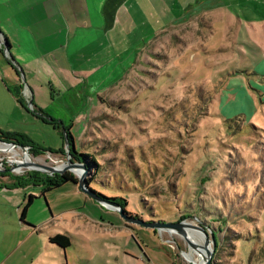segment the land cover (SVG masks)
<instances>
[{
    "label": "rangeland",
    "instance_id": "1",
    "mask_svg": "<svg viewBox=\"0 0 264 264\" xmlns=\"http://www.w3.org/2000/svg\"><path fill=\"white\" fill-rule=\"evenodd\" d=\"M226 5L208 12L198 26L200 35L188 26L172 38L170 33L156 38L140 54L128 79L96 103L98 108L104 103L96 116L77 120L73 127L65 122L76 153L94 156L102 166L97 176L91 166L88 180L100 175L113 183L93 182L91 188L124 198L128 206L104 207L80 191L74 196L68 193L72 184L45 198L40 196L42 188L17 189L11 192L20 194L17 226L6 223L5 215L13 218L14 211H7L9 206L0 200L2 264H204L200 252L206 254L207 240L212 250L215 242V251L221 240L211 264H246L251 249L262 255L264 0H231ZM0 58L7 64L1 53ZM235 84L242 87L234 89ZM93 109L87 107L88 116ZM28 129L30 140L45 151L31 154L37 163L68 162L64 132L43 123ZM63 150L65 155H54ZM17 153L0 154V173L8 170L19 177L33 172H10L8 161L22 159V151ZM12 185L13 180L1 179L0 187ZM31 190L39 198L25 221L38 233L21 225ZM54 215L64 225L44 230ZM152 222L188 225L185 230L197 251L178 232L144 226ZM66 231L72 239L63 256L48 238ZM193 251L198 255L189 259Z\"/></svg>",
    "mask_w": 264,
    "mask_h": 264
},
{
    "label": "crops",
    "instance_id": "2",
    "mask_svg": "<svg viewBox=\"0 0 264 264\" xmlns=\"http://www.w3.org/2000/svg\"><path fill=\"white\" fill-rule=\"evenodd\" d=\"M229 3L231 0H0V53L7 61L0 62V131L30 139L29 126L52 125L55 120L73 127L77 120L93 118L104 104L98 108L96 103L103 101L110 88L128 79L152 41L167 33L172 38L188 26L200 35L198 26L208 12ZM23 83L36 114L20 102ZM238 87L242 86L235 84L234 89ZM222 95L220 99H224ZM89 105H94L90 116ZM17 189L0 187V200L9 206L7 211H14L13 218L5 215L6 223L14 226L20 194L11 192ZM32 190L28 195H35ZM78 191L72 184L68 193L81 195ZM57 217L51 216L44 230L64 225ZM53 236L48 238L52 246L49 240ZM55 249L66 256L68 249Z\"/></svg>",
    "mask_w": 264,
    "mask_h": 264
},
{
    "label": "trees",
    "instance_id": "3",
    "mask_svg": "<svg viewBox=\"0 0 264 264\" xmlns=\"http://www.w3.org/2000/svg\"><path fill=\"white\" fill-rule=\"evenodd\" d=\"M20 102L21 103H25V106L28 108V105L26 104L24 98L21 96L20 98ZM33 105V104H32ZM29 110V108H28ZM31 111V110H30ZM32 113L36 114V108L35 111H31ZM39 116H42L43 118V114L39 113ZM240 116V115H239ZM237 118V117H236ZM44 121V118H43ZM52 125L56 126L60 131L64 132V138L66 141H68L69 143V152H70V156L72 158H74L75 160H77V163H83L86 168L89 170L88 173H91V169L93 167V173L95 172V176H97L99 174L100 169L102 168V166L100 164H98V162L96 161V158L94 156L91 155H78L76 153V149L73 147L74 145V139L73 136L71 134V128H66L65 126H63V124L61 122H56L55 120H53L51 122ZM0 141L6 142V143H18L20 145H24L30 148L31 154L33 156L39 155L41 153H44L45 151H41L34 142H32L30 139H28L25 136L19 135V134H5L3 132L0 131ZM65 155L64 150L60 151L59 153H55L54 155ZM78 158V159H76ZM92 166V167H91ZM95 169V170H94ZM97 170V171H96ZM106 178V177H105ZM100 179V175L92 180H88L89 184H92L93 182L96 183L99 186H106V184L108 186H111L113 183H111V180L109 179ZM5 180V179H11L14 182V185H12L13 187L16 188H27V187H31L32 189L35 188H39L42 187L43 188V192H42V197H45V195H47L48 193H51L53 191H58L61 189V187H63L64 185L67 184H77L78 183V178L73 175L70 172H67L64 174V176H46L44 174H41L40 172H29L26 175L23 176H19V177H15L12 176L9 171L7 170L6 173H0V180ZM114 189V188H113ZM101 194V193H99ZM103 197H105L107 200L114 202L118 205H120L122 207V209H125V207L128 206V201L124 198L121 197H117V196H110L107 197L103 194H101ZM38 199V197L36 195L30 194L28 195L26 201H25V205L23 207V212L21 215V221L23 224H26L25 218L27 216L28 213V209L33 205V203ZM147 210V209H146ZM125 212L127 213L128 210L126 209ZM146 212V211H145ZM137 217V215H136ZM185 217H191V216H181V218H185ZM217 221V220H214ZM220 221V220H219ZM154 223V222H152ZM222 223H225V221H221L219 222V226L222 227ZM222 231L221 229L215 230L216 234ZM257 232V231H256ZM258 233V232H257ZM256 233V235H257ZM246 237V236H244ZM241 239V243L246 244L247 240L240 238ZM50 243L59 247L62 250H67L70 246H71V238L69 235L67 234H57L53 237L50 238ZM218 248L215 251V256L218 253V251L220 250L221 247V240H218ZM262 255L258 256L257 252H255L253 249L250 250L249 255L247 257V263L246 264H260L264 262V249L261 250ZM214 260V259H213Z\"/></svg>",
    "mask_w": 264,
    "mask_h": 264
},
{
    "label": "water",
    "instance_id": "4",
    "mask_svg": "<svg viewBox=\"0 0 264 264\" xmlns=\"http://www.w3.org/2000/svg\"><path fill=\"white\" fill-rule=\"evenodd\" d=\"M8 52V50L6 51ZM67 145H69L68 141H66ZM0 145L4 146L7 145L8 147L5 148L4 150L0 149V154H7L9 153L11 150H20L22 151L23 155H27L29 157V160L27 161L25 157H22L23 161L21 163H15V162H11L10 160L8 161V163L12 166V168L10 169V172L12 173H17L16 171L18 169H23V170H29V171H34V172H41L43 174H48L51 176L54 175H58V176H64L65 173L70 172L73 173L75 176H77L78 178V183L75 184L76 186L79 187V190L87 195L88 197H90L91 199H93L97 204L104 206V207H119L118 204L111 202L109 200H107L105 197H103L101 194H99L98 192H96L95 190H93L91 188V184H89L88 181V169L86 168V166L83 163H73L72 161H70V157L71 156H67L68 157V162L63 163V164H57V165H47V164H41V163H37L31 156L30 153V148L24 145H20L18 143H6L3 141H0ZM74 148H75V144H73ZM69 155V154H67ZM80 170V173L78 174L76 171ZM1 172V170H0ZM123 213H125V210L122 211ZM140 224H145L144 221L143 222H139ZM146 227H151V228H155L159 231H163V230H167V231H173V232H178L179 234L183 235L186 242L188 243V245L191 248H194L197 250L195 244L193 243V241H191L189 235L187 234V231L185 230V227H188V225H185L183 223H150V224H146L144 225ZM202 231L204 232V229H202ZM215 242H214V249L212 250L211 247L209 246V240H207L206 245L203 247L204 252L206 253L204 255V264H211L212 263V258H213V254L215 252ZM199 251V250H198ZM202 253V252H200Z\"/></svg>",
    "mask_w": 264,
    "mask_h": 264
},
{
    "label": "bare ground",
    "instance_id": "5",
    "mask_svg": "<svg viewBox=\"0 0 264 264\" xmlns=\"http://www.w3.org/2000/svg\"><path fill=\"white\" fill-rule=\"evenodd\" d=\"M0 149L1 150H4L5 149V146H2V145H0ZM17 152H19V150H11L9 153H7V154H12V155H17L18 153ZM22 157H25L26 158V160L28 161L29 160V157L27 156V155H23ZM11 158L13 159V160H16V158L15 157H12L11 156ZM33 158V157H32ZM11 159V160H12ZM24 159V158H23ZM23 159H20L18 162H15V163H21L22 161H23ZM21 171H23V169H18L16 172L17 173H20ZM78 174L80 173V171H76ZM196 234V233H195ZM189 237L191 238V239H193V237H192V235L191 234H189ZM201 237V236H200ZM197 251V250H196ZM193 252H195V251H193ZM192 252V253H193ZM194 255H198L197 254V252H195V254H188L187 256H188V258L189 259H194ZM193 256V257H192ZM204 257V253H201V259ZM201 264H203V262L201 261Z\"/></svg>",
    "mask_w": 264,
    "mask_h": 264
},
{
    "label": "built area",
    "instance_id": "6",
    "mask_svg": "<svg viewBox=\"0 0 264 264\" xmlns=\"http://www.w3.org/2000/svg\"><path fill=\"white\" fill-rule=\"evenodd\" d=\"M22 87H23V91H22L23 92V96H24L25 100H27V103H29V104H27L28 105V108H29V110H31V111L34 112L35 111V107L31 103L30 95H29V91L27 89V86H25V84L23 83ZM4 146H5V148L8 147L7 145H4ZM2 164L3 163H0V167H2Z\"/></svg>",
    "mask_w": 264,
    "mask_h": 264
}]
</instances>
